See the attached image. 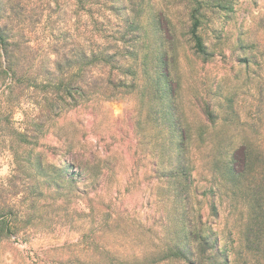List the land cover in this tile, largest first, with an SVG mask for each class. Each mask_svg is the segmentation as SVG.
Listing matches in <instances>:
<instances>
[{"label": "rangeland", "instance_id": "obj_1", "mask_svg": "<svg viewBox=\"0 0 264 264\" xmlns=\"http://www.w3.org/2000/svg\"><path fill=\"white\" fill-rule=\"evenodd\" d=\"M72 2L4 4L2 17L25 21L30 54H46L40 74L35 67L26 72L30 82H16L10 71L2 72L7 68L0 54V212L16 213L22 229L0 235V264H198L195 244L187 260L158 258L168 243L181 240L178 214L185 202L178 183L186 185L187 206L211 236L204 263L258 264L260 254L253 259L243 251L251 211L222 177V161L243 143L264 148V0H144L143 17H157L169 49L168 67L159 71L169 73V92L174 90L180 113L177 125L170 115V126L161 122L168 107L162 108L165 94L160 93L135 91L67 111L61 104L51 106L52 88L41 78L57 72L47 43L73 30ZM192 9L203 17L205 58L186 35ZM155 67L149 64V71ZM175 133L186 135V179L175 159ZM64 140L73 144L72 154L80 161L73 171L82 165L90 178L80 180L79 191L58 207L44 194L42 178L33 181V173L38 157L45 169L71 158L64 154ZM237 154L234 166L241 170V150ZM34 193L40 196L34 199ZM216 237L219 253L210 248Z\"/></svg>", "mask_w": 264, "mask_h": 264}, {"label": "trees", "instance_id": "obj_2", "mask_svg": "<svg viewBox=\"0 0 264 264\" xmlns=\"http://www.w3.org/2000/svg\"><path fill=\"white\" fill-rule=\"evenodd\" d=\"M7 1L0 0V54L3 55L7 68H3L2 72L10 71L16 82H30L31 78L28 80L26 72L35 67V70L39 69L40 74L44 62L43 55L46 53L43 50L34 56L28 51L30 43L25 33V21L20 17H2ZM66 1L70 3V0ZM72 3L75 15L73 30L67 28V34L63 35L61 40H49L47 43V51L55 54L53 65L57 72H44L41 77L44 82L41 83L52 88L49 97L52 100L51 106L61 104L62 109L67 111L70 107L90 100H111L135 91H140L145 96L147 93H160L165 94L161 98L162 108L163 105L168 107V110L162 111V124L170 126V115L175 116V125L179 124L180 113L175 102V92H169L172 79L168 72L164 75L159 71L160 66L168 67L166 62L169 49L164 34L158 27L157 17H143L144 0H73ZM200 16L199 10L192 9L190 17H187L186 35L194 52L205 58L208 50L200 32L203 24V17ZM68 21L66 17L65 26ZM34 51L38 53L37 50ZM37 57L39 61L36 60ZM149 64L156 65L153 73L149 71ZM37 78L38 75L35 80ZM18 136L22 141L26 137L25 133ZM185 136L184 133H175L179 144L173 146L177 165L183 169V159L186 157L183 146ZM63 146L65 155L72 154L73 144L64 140ZM239 147L233 149L230 154L227 152L222 161V177L241 193L251 211V222L244 235L246 244L243 251L252 255L253 259L260 254L257 260L259 264L263 255L261 248L264 245V148H254L247 143ZM238 150L242 153L241 170L234 166ZM79 164L80 161L72 154L71 158L62 160L59 166L45 169L43 158L38 157L35 159L37 172L33 173V181L41 177L44 194L46 197L53 196V203L61 207L71 198L72 191H79L77 183L90 178L87 169H83L82 165L78 166V172L73 171L74 166ZM186 169L181 172L185 174V179ZM33 184L31 188L36 192L38 187L34 182ZM185 188V184L178 183L176 189L185 202L178 214L182 226L181 240L172 246L168 243L166 248L158 253L161 254L158 258L176 257L187 260L192 251V244H195L196 249L200 247L197 254L198 264H205L206 245L210 243L211 236L199 225L201 216H196L187 206L190 203V194L186 193ZM38 195L40 196V193H34L33 198ZM32 203L34 204L35 200H32ZM13 216H16V213H5V210L0 212V235H17L21 232L22 229ZM219 243L220 240L216 237L214 247H210L216 253L221 251ZM227 262L230 264L229 260Z\"/></svg>", "mask_w": 264, "mask_h": 264}]
</instances>
